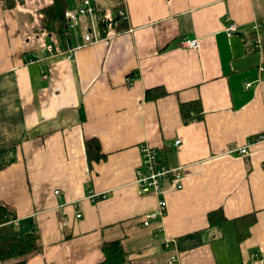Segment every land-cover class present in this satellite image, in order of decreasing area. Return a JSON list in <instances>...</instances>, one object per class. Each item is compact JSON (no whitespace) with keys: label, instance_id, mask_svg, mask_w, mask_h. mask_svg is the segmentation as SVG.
Returning <instances> with one entry per match:
<instances>
[{"label":"crops","instance_id":"obj_1","mask_svg":"<svg viewBox=\"0 0 264 264\" xmlns=\"http://www.w3.org/2000/svg\"><path fill=\"white\" fill-rule=\"evenodd\" d=\"M89 1L111 21L125 11L127 29L87 42L81 18L63 43L41 33L54 0H0V204L10 211L0 242L38 232L41 251L23 264H103L115 241L127 264H264V142L238 153L264 135V0ZM156 88L167 94L147 100ZM192 102L204 116L185 123ZM92 139L102 157L90 161ZM143 145L184 168L182 190L167 180L161 194L141 193ZM160 198L167 215L145 226ZM218 211L226 221L211 226ZM251 214L240 241L235 221Z\"/></svg>","mask_w":264,"mask_h":264},{"label":"trees","instance_id":"obj_2","mask_svg":"<svg viewBox=\"0 0 264 264\" xmlns=\"http://www.w3.org/2000/svg\"><path fill=\"white\" fill-rule=\"evenodd\" d=\"M69 9V3L66 0H54V2L42 9L41 15V33L48 34L63 43L70 39L69 27L64 19V13ZM98 31L100 37H106L112 29L116 32L127 29V20L121 18L111 21L102 13L96 16ZM156 88L147 91V100H155L167 93L164 90ZM181 114L185 123L202 119L204 116L203 108L200 102H192L181 105ZM86 150L90 161L98 160L102 157L101 146L98 140L92 139L87 142ZM10 217V211L4 205L0 204V225L5 224ZM255 214L246 215L235 221L238 232V239L244 240L250 234V227L255 223ZM210 225H221L226 221L223 211L211 213L209 215ZM41 251V241L38 232L20 235L6 241L0 242V264H23L29 257ZM105 256L103 264H127L128 252L124 249L121 242H107L103 245Z\"/></svg>","mask_w":264,"mask_h":264},{"label":"built area","instance_id":"obj_3","mask_svg":"<svg viewBox=\"0 0 264 264\" xmlns=\"http://www.w3.org/2000/svg\"><path fill=\"white\" fill-rule=\"evenodd\" d=\"M97 13L98 11L96 7L89 0H83L76 9L67 10L64 13V19L68 23L69 31H71L79 25L81 18H87L89 22V32L85 36V41L92 42L100 37L96 19ZM120 17L128 21V16L125 11L120 13ZM261 29L262 26L260 24H255L252 28V34L256 46L260 42ZM225 31L228 35H232L237 31V25L230 23L225 28ZM182 45L186 48L197 50L200 47V42L197 39H186ZM45 52L51 54L53 52V47L48 45ZM261 72H264V67L261 68ZM129 81L132 82L131 79H129ZM250 85L251 84H247L248 87ZM259 142H264V135H258L251 138L246 146L241 148L238 153L242 156L248 155L251 145ZM179 144L180 142L177 141L176 145ZM141 153V165L137 171L136 185L142 194H161L163 182L167 180L171 181L174 189L182 190L184 188L185 175L183 167H169L165 163L162 153L157 148L143 145L141 147ZM55 194L58 195L59 191H56ZM86 198L91 201H96L100 198V195L93 190H90L87 193ZM167 212L168 203L166 199L160 198L156 210L144 218V225L148 226L152 219L164 218L167 215ZM78 217H80V215H78ZM170 245V243H166L164 247L168 249L170 248ZM165 264H180L179 257L177 255H171Z\"/></svg>","mask_w":264,"mask_h":264},{"label":"rangeland","instance_id":"obj_4","mask_svg":"<svg viewBox=\"0 0 264 264\" xmlns=\"http://www.w3.org/2000/svg\"><path fill=\"white\" fill-rule=\"evenodd\" d=\"M73 10V9H72ZM67 11V10H66ZM36 15V17L38 16V14L35 12V14H34V16ZM22 16L24 17V14L22 13ZM25 29V31L27 32V30H28V27H25L24 28ZM70 32V31H69ZM41 44H43V42L41 43Z\"/></svg>","mask_w":264,"mask_h":264}]
</instances>
